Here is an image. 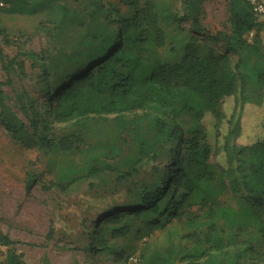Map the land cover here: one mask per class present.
<instances>
[{
  "label": "trees",
  "instance_id": "16d2710c",
  "mask_svg": "<svg viewBox=\"0 0 264 264\" xmlns=\"http://www.w3.org/2000/svg\"><path fill=\"white\" fill-rule=\"evenodd\" d=\"M1 1L9 5L29 0ZM182 1L183 18L192 20L197 30L204 0ZM94 2L91 22L70 50L35 54L44 63L46 94L56 93L54 120L68 123L142 111L148 127L129 131L131 151L123 153L115 138L99 152L94 147L88 150L80 166L67 156L80 150L81 137L50 134L47 119L40 120L35 109L30 117L25 108L30 128L55 173L47 189L66 191L104 172L123 182L175 144L168 178L162 187L145 192L135 214L169 213L176 236L167 234L163 251L144 248L142 264H197L203 259L207 264H241L245 256L251 264H264V14L255 13L250 0H228L231 29L223 36L226 52L191 36L181 59L170 63L162 54L168 34L155 1ZM60 12L58 27L80 20L66 6ZM253 31L254 38L248 41L245 35ZM229 53L238 54V59L232 60ZM1 61L11 79L16 57ZM52 71L64 73L59 76L63 88L50 86ZM4 86L0 81V117L8 132L20 139L27 129L8 104ZM124 127L118 124L116 135ZM38 178L32 174L27 179V192ZM170 192L172 204L162 208L160 203ZM123 215L113 214L107 220L117 226L111 239L129 233L128 226H120ZM108 245L109 239L100 237L92 251ZM6 264H23L22 255L8 250Z\"/></svg>",
  "mask_w": 264,
  "mask_h": 264
},
{
  "label": "rangeland",
  "instance_id": "374dc122",
  "mask_svg": "<svg viewBox=\"0 0 264 264\" xmlns=\"http://www.w3.org/2000/svg\"><path fill=\"white\" fill-rule=\"evenodd\" d=\"M153 1L160 24L168 34L167 45L162 50L164 60L178 62L191 36H197L219 52H226L227 42L223 36L231 29L228 0H204L197 30L193 29L192 20L183 18L182 0ZM61 6L76 12L79 22L58 27ZM95 9L94 0H29L6 4L0 9V81L5 83L8 104L27 129V135L16 139L0 117V246L5 248L6 254L8 250L21 254L23 264H142L144 248L146 252L163 251L167 246V234L176 236L175 226L169 224V213L135 214L145 192L162 187L168 178L175 144H170L156 161L146 162L123 182H117L113 173L104 172L66 191L57 187L47 189L54 182L55 173L49 168L48 155L43 153L30 128L27 115L31 117L33 109L40 112V120L47 119L50 134L81 137L80 150L67 156V160L75 159L80 166L87 160L88 150L94 147V151L99 152L109 147L115 138L123 153L131 151L133 143L129 131L148 127V118L142 111L123 116H90L68 123L54 120L56 93L46 94L44 63L35 54L43 50H70L91 22L90 14ZM254 35L253 31L245 37L252 41ZM262 36L264 38V30ZM228 55L234 61L238 59V54ZM14 57L16 65L9 79L1 59ZM63 74L52 71L50 86L57 90L63 88L59 80ZM118 124L125 127L116 135ZM32 174L39 177L38 183L27 192L26 181ZM172 198L170 192L160 203L162 208L170 207ZM113 214H124L120 226L130 229L119 239H111L117 226L107 220ZM100 237L109 239L108 248L94 252L92 248L98 245ZM179 241V237L175 238L177 246ZM249 259L245 256L241 264H251ZM197 264H207V260Z\"/></svg>",
  "mask_w": 264,
  "mask_h": 264
},
{
  "label": "built area",
  "instance_id": "2783aa9c",
  "mask_svg": "<svg viewBox=\"0 0 264 264\" xmlns=\"http://www.w3.org/2000/svg\"><path fill=\"white\" fill-rule=\"evenodd\" d=\"M253 10L258 15L264 14V4L261 2V0H250ZM6 4L0 0V9L4 8ZM5 248L0 246V264H6V257L7 254L4 253Z\"/></svg>",
  "mask_w": 264,
  "mask_h": 264
}]
</instances>
